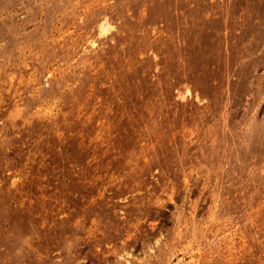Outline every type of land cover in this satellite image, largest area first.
I'll list each match as a JSON object with an SVG mask.
<instances>
[{"label":"rangeland","instance_id":"obj_1","mask_svg":"<svg viewBox=\"0 0 264 264\" xmlns=\"http://www.w3.org/2000/svg\"><path fill=\"white\" fill-rule=\"evenodd\" d=\"M178 261L264 264V0H0V264Z\"/></svg>","mask_w":264,"mask_h":264},{"label":"bare ground","instance_id":"obj_2","mask_svg":"<svg viewBox=\"0 0 264 264\" xmlns=\"http://www.w3.org/2000/svg\"><path fill=\"white\" fill-rule=\"evenodd\" d=\"M107 30V27H106V24H103L102 25V28H101V31L102 32H105ZM40 137V136H39ZM176 264H182V262L181 261H178V262H176Z\"/></svg>","mask_w":264,"mask_h":264}]
</instances>
